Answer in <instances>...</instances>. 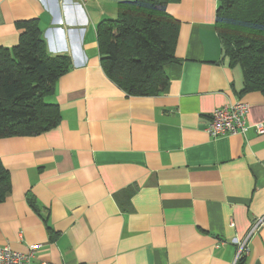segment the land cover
<instances>
[{
  "label": "crops",
  "instance_id": "crops-1",
  "mask_svg": "<svg viewBox=\"0 0 264 264\" xmlns=\"http://www.w3.org/2000/svg\"><path fill=\"white\" fill-rule=\"evenodd\" d=\"M120 1L0 0V47H15L17 24L37 19L47 53L71 63L44 97L59 124L0 139L11 186L0 247L39 245L35 263L264 264V98L240 94L241 70L214 29L217 0L167 4L179 22L176 61L152 97L126 96L101 65L96 29ZM236 101L247 104L246 133L209 138L211 113Z\"/></svg>",
  "mask_w": 264,
  "mask_h": 264
},
{
  "label": "trees",
  "instance_id": "trees-1",
  "mask_svg": "<svg viewBox=\"0 0 264 264\" xmlns=\"http://www.w3.org/2000/svg\"><path fill=\"white\" fill-rule=\"evenodd\" d=\"M177 1L123 0L117 3L116 18L98 24L101 65L126 96L152 97L166 86L179 29L166 6ZM17 25L22 30L18 44L0 47V139L37 136L59 124L58 106L44 97L71 65L69 57L47 53L37 19ZM214 29L228 66L241 70L240 94L259 92L264 98V0H217ZM10 189L0 161V203ZM26 201L39 214L30 192Z\"/></svg>",
  "mask_w": 264,
  "mask_h": 264
},
{
  "label": "built area",
  "instance_id": "built-area-1",
  "mask_svg": "<svg viewBox=\"0 0 264 264\" xmlns=\"http://www.w3.org/2000/svg\"><path fill=\"white\" fill-rule=\"evenodd\" d=\"M85 2L88 0H79ZM247 104L241 101H236L214 110L210 115V120L205 128V133L209 138L214 139L221 136L244 135L248 130L246 123ZM258 134H263L264 129L261 126L257 128ZM263 224V218L255 221L253 229H258ZM239 258L246 250L245 243H238ZM39 245H33L27 253H19L13 251L7 245L0 247V264H51L49 262L33 261L34 252L39 248Z\"/></svg>",
  "mask_w": 264,
  "mask_h": 264
},
{
  "label": "rangeland",
  "instance_id": "rangeland-1",
  "mask_svg": "<svg viewBox=\"0 0 264 264\" xmlns=\"http://www.w3.org/2000/svg\"><path fill=\"white\" fill-rule=\"evenodd\" d=\"M130 1H132V0H130ZM116 16H117V14H115V16L113 17V19L116 18Z\"/></svg>",
  "mask_w": 264,
  "mask_h": 264
}]
</instances>
